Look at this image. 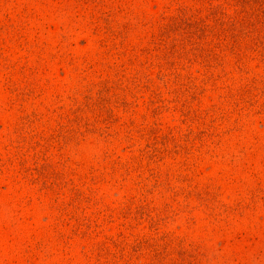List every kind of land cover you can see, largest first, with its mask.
<instances>
[{"label": "rangeland", "instance_id": "rangeland-1", "mask_svg": "<svg viewBox=\"0 0 264 264\" xmlns=\"http://www.w3.org/2000/svg\"><path fill=\"white\" fill-rule=\"evenodd\" d=\"M0 264H264V0H0Z\"/></svg>", "mask_w": 264, "mask_h": 264}]
</instances>
